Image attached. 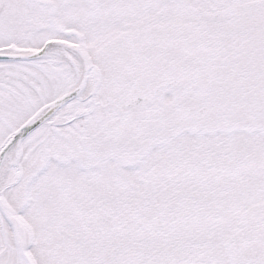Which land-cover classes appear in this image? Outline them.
Masks as SVG:
<instances>
[{
    "label": "snow or ice",
    "instance_id": "1",
    "mask_svg": "<svg viewBox=\"0 0 264 264\" xmlns=\"http://www.w3.org/2000/svg\"><path fill=\"white\" fill-rule=\"evenodd\" d=\"M0 264H264V0H0Z\"/></svg>",
    "mask_w": 264,
    "mask_h": 264
}]
</instances>
